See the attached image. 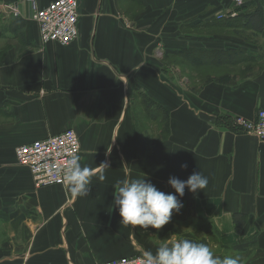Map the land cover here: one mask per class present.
I'll list each match as a JSON object with an SVG mask.
<instances>
[{
	"label": "crops",
	"instance_id": "crops-1",
	"mask_svg": "<svg viewBox=\"0 0 264 264\" xmlns=\"http://www.w3.org/2000/svg\"><path fill=\"white\" fill-rule=\"evenodd\" d=\"M79 3V38L64 47L41 44L26 0H0V264H97L182 236L221 257L239 255L241 264H264V142L224 126L264 109V25L228 28L231 19L217 14L232 0ZM252 3L264 7L245 0ZM191 48L243 50L257 61L205 81L184 76L183 86L174 55ZM69 129L80 138L81 165L94 172L89 196L68 186L36 189L16 161L19 147ZM199 170L207 187L186 188L183 208L162 229L120 223L118 180L146 174L174 193L170 176L186 180ZM235 216H245L241 233ZM171 227L178 233H166Z\"/></svg>",
	"mask_w": 264,
	"mask_h": 264
},
{
	"label": "clouds",
	"instance_id": "clouds-1",
	"mask_svg": "<svg viewBox=\"0 0 264 264\" xmlns=\"http://www.w3.org/2000/svg\"><path fill=\"white\" fill-rule=\"evenodd\" d=\"M81 156L72 153L67 160L63 180L70 191L78 197L89 196L92 188L94 172L88 166H82ZM99 166L109 168L107 163ZM186 168L187 165H181ZM103 181L105 176L99 175ZM209 181L200 170L192 173L186 180L170 176L168 184L174 193H165L146 178L118 180L114 185L113 204L119 210L122 218L120 223L139 226L143 230L149 227L162 229L168 224L173 213H179L183 208L180 198L187 188L193 194L203 191ZM140 264H241L239 255H216L212 249L203 242H197L188 238H178L169 243H162L155 252L147 250L143 253Z\"/></svg>",
	"mask_w": 264,
	"mask_h": 264
},
{
	"label": "built area",
	"instance_id": "built-area-1",
	"mask_svg": "<svg viewBox=\"0 0 264 264\" xmlns=\"http://www.w3.org/2000/svg\"><path fill=\"white\" fill-rule=\"evenodd\" d=\"M31 6V20L38 26L43 45L59 44L70 46L79 36L80 9L78 0H54L46 7H40L38 0H27ZM245 0H233L232 8L217 15V19H233L239 14ZM15 16H19L18 6H11ZM235 126L243 132L255 135L264 142V109L257 113L254 120L235 118ZM81 154V142L74 130L51 136L44 140L19 147L16 161L25 168L37 189L53 186H67L63 180L67 160L72 153ZM142 254L122 257L117 260L97 264H140Z\"/></svg>",
	"mask_w": 264,
	"mask_h": 264
},
{
	"label": "trees",
	"instance_id": "trees-1",
	"mask_svg": "<svg viewBox=\"0 0 264 264\" xmlns=\"http://www.w3.org/2000/svg\"><path fill=\"white\" fill-rule=\"evenodd\" d=\"M233 0L232 5L233 6ZM236 12L239 14L238 17L231 19V22H226L228 28H232L233 31H236V29H242L243 31H246L245 28H253L261 29V27L264 25V22L262 20V16L264 15V7L263 5H259L258 3H252V6L248 8V6L244 3V5L241 8H236ZM226 26V27H227ZM224 27V25H223ZM205 54V55H202ZM175 60L180 63V65H183L187 70L190 69L191 71H202L207 69H219L223 66H233L237 63H243L245 61H248V63L256 62V57L245 54L243 50H234L232 52L228 53H214L210 51L200 50L197 48H191L182 50L178 54L174 55ZM199 63V64H198ZM251 65V64H249ZM221 126L223 125L221 121L218 122ZM224 126L230 127L231 129H234L235 131H240L237 126H235V118L233 121L226 122ZM191 205V204H190ZM245 216H235V222L237 225L236 231L238 233H241V228L239 227V222H245ZM147 230L155 231L156 229L149 227ZM166 233H173L176 234L178 231L171 227V228H165ZM190 239V238H189ZM192 240L197 241L194 238H191ZM200 242V241H197ZM204 243V242H203Z\"/></svg>",
	"mask_w": 264,
	"mask_h": 264
},
{
	"label": "rangeland",
	"instance_id": "rangeland-1",
	"mask_svg": "<svg viewBox=\"0 0 264 264\" xmlns=\"http://www.w3.org/2000/svg\"><path fill=\"white\" fill-rule=\"evenodd\" d=\"M204 50V49H203ZM248 62V61H247ZM252 63H247V64H253ZM176 69L174 70L175 76L179 81L180 85H185V81L183 80V77H188V79H192V78H200L201 80L205 81V79L209 78V77H217V76H222L225 73H229L231 71L226 70V66L220 67L219 69H207V70H202L201 72L199 71H191V70H187L185 68L182 67V65H178L175 66ZM244 73L248 72V68L243 70ZM211 79V78H209ZM196 79H194L195 81ZM183 81V82H182ZM196 87V86H195ZM161 237V236H160ZM183 237V236H182ZM181 237V238H182ZM184 238V237H183ZM161 240V239H160ZM162 241V240H161ZM161 243H166V241H162Z\"/></svg>",
	"mask_w": 264,
	"mask_h": 264
}]
</instances>
